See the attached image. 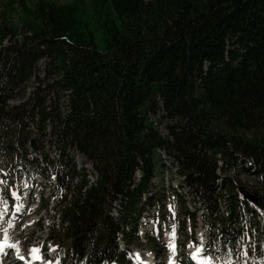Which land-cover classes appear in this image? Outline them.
Masks as SVG:
<instances>
[{"label":"trees","instance_id":"obj_1","mask_svg":"<svg viewBox=\"0 0 264 264\" xmlns=\"http://www.w3.org/2000/svg\"><path fill=\"white\" fill-rule=\"evenodd\" d=\"M42 60L52 84L8 110ZM56 89L70 92L67 116L51 96ZM35 117L42 137L50 125V142L64 154L37 167L55 176L53 193L63 190L61 224L49 239L62 262L123 263L118 236L126 227L135 231L152 172L164 169L159 151L173 158L182 185L198 198L206 234L242 236L235 195L242 185L224 178L220 186L218 170L219 162L251 166L242 171L259 185L248 191L264 201V0L4 1L0 163L31 170L25 152L31 133L16 126ZM158 117L174 123L168 137L151 120ZM69 148L93 164V184L68 160ZM225 191L226 220L219 214ZM119 202L116 222L111 213Z\"/></svg>","mask_w":264,"mask_h":264},{"label":"rangeland","instance_id":"obj_2","mask_svg":"<svg viewBox=\"0 0 264 264\" xmlns=\"http://www.w3.org/2000/svg\"><path fill=\"white\" fill-rule=\"evenodd\" d=\"M4 1L6 0H0V7ZM50 1H55L59 4H67L72 2L73 0ZM13 16L15 20L18 21V19L20 18V9L14 11ZM22 36H20V38H22ZM27 36H30V34H27ZM99 43H101V40H99ZM7 45L9 44H6L5 46ZM47 61L39 62L36 69V72L39 76L37 77V81L34 82L31 78L28 85V91L23 94L17 95L13 99L14 101L12 103H9L10 108L25 104L30 96L35 92V88L37 86L36 83L40 81V78L47 79ZM43 71L46 72L42 73ZM51 96L53 99H56L59 102L61 112H63V114L67 116L69 106V102L66 101L67 93L56 89L55 91H53ZM151 120L155 124L160 134L164 137H168L169 133L167 128L169 125H172L174 123L168 121L167 119H162L161 117H158L156 119L151 118ZM31 128L34 127L31 126L26 130L29 131L31 130ZM49 130L50 129L48 127L45 133L46 137H43L40 140V143H37V145L40 149H44V153L47 156H51V158L53 159L59 156L56 152V145L50 142L52 138L50 137V135L47 136ZM30 133L32 134L33 138H35L36 133ZM32 151L33 146H31L29 142V145L25 146V152L28 154V156L34 157L35 153H33ZM70 154L71 157L69 159L73 162V164H75L76 170L80 171L82 169H85L87 171V174H89V180L91 182H94L96 180L95 170L88 162L87 158L77 150H71ZM159 154L163 161L164 169L160 170L158 168H155L152 172L146 196L147 200L151 202V204L148 205L150 208L149 213L144 219H142L141 225L138 229V234L132 235V242L130 239V242L132 244L129 248L127 247L126 250L129 252L131 251L132 253L135 252V250L148 252L156 257L157 263L168 264L167 262L170 257L168 245L170 243L169 240H171V236L169 234L172 231L173 225H175V244L178 246L179 256H181L183 260H185L186 255L190 251L188 245L190 243L200 241L201 237H203V242H208L211 244V246H208L209 252L211 253L214 243L209 238L205 239L203 236L205 234L202 229V216L198 214L196 217L192 218L186 215V211L191 214L195 212L197 213L199 211L198 198L194 197V195H192V192L188 191L186 187H181L182 179L178 174V166L173 158L166 154L164 151H159ZM28 156L27 158L29 159ZM38 161L39 163H41L40 159ZM21 169L22 170L13 172L11 174V177H9V179L7 180V189L4 190V194L7 192L10 193L11 191H15L19 195L20 200L17 201L15 198V201L7 200L9 204V212L6 214L4 220L0 221V228L7 227V221L14 217L15 226L9 229L11 242H18L19 248L25 250L26 252L30 251V249H32L33 247L44 249L45 251H47L48 256V258H44V260L52 261V264H56V256L54 251L55 249L50 245L48 246L46 241L48 235L50 234V230H52L55 225L59 224L55 208L57 206V200L62 195V192H59V194L53 192L51 193L50 187L52 186L53 181L51 180V177L46 175L47 172L45 173V175H40L37 174L36 171H26L22 167ZM218 174L220 176V179L223 181V178L226 174L221 164ZM226 177H229V179L234 178L232 173H227ZM140 179H142V175L138 172L135 180L139 181ZM238 181L241 182V185L246 186L247 188L252 186L256 187L257 185H259V182H257L258 180H254L246 174L239 176ZM227 195H229V193H227ZM24 196L31 197L32 199L31 202L29 200V204L25 212L22 213V217H20L19 213H21L22 210L20 212H15V204H26V200H23ZM225 203L222 202L224 212L226 211ZM119 204L116 205L117 211L118 209H120ZM117 211L113 213L115 216L118 215ZM247 218H245V221H247ZM151 219H153L154 224L158 226V233H153V237H151V233H149L148 231V228L150 227L149 222H151ZM260 226L261 230L259 228V235L253 233L248 238V241H246L245 239L243 242L232 245V247L234 248V252H230V260H232L231 264H260L259 255L263 254V251L259 249V246L262 247L264 244V223H261ZM131 231L132 229L129 230V232ZM2 237L3 233L0 232V239H2ZM243 243H245V246ZM227 247L231 248V246H228V244ZM223 248H226V244L220 243V246L216 248V250H214L216 254H213V252L211 253L212 255H214V258L219 255ZM244 251L248 252V256L246 258L241 254ZM226 254H228V252ZM53 255L55 256V258ZM39 264H41V262Z\"/></svg>","mask_w":264,"mask_h":264},{"label":"snow or ice","instance_id":"obj_3","mask_svg":"<svg viewBox=\"0 0 264 264\" xmlns=\"http://www.w3.org/2000/svg\"><path fill=\"white\" fill-rule=\"evenodd\" d=\"M0 183H5L4 181H0ZM11 197H14L17 201L20 200L19 195L17 194V192L15 191H11L10 192ZM255 207V206H253ZM22 208V205L17 203L15 204V212H20ZM9 212V204L8 201L5 200L2 196H0V221H3L6 214ZM14 225V217L12 219H9L7 221V227L4 228H0V232L3 233V237L2 239H0V254H4L7 255L6 250L7 249H13L15 250L17 259L20 261H24L26 260V257L23 255H20V249L18 246V242L17 243H13L11 242L10 236H9V229L13 228ZM171 236V240L172 242L169 243L168 247L171 249V251L173 253H175L176 251V244H175V240H176V227L175 225H173L172 227V231L169 234ZM189 248H195L194 251H192L190 253V258L193 261H197V264H213V260L210 256H206V255H202V253H204L205 251V245L203 243V237L200 238L199 243H190L188 245ZM243 257H247L248 256V252L244 251L241 253ZM135 258L137 260H140V255L139 253L134 254ZM150 255V253H149ZM30 256H31V260L32 261H39L41 262V264H52V261H45L44 257L41 253V249L39 247H33L32 249H30ZM58 264V262H57ZM143 264V262H142ZM169 264H175L174 260H169Z\"/></svg>","mask_w":264,"mask_h":264},{"label":"water","instance_id":"obj_4","mask_svg":"<svg viewBox=\"0 0 264 264\" xmlns=\"http://www.w3.org/2000/svg\"><path fill=\"white\" fill-rule=\"evenodd\" d=\"M32 142H33V146L35 147V141L33 140ZM239 192L243 194L246 200H248L250 203H253L260 209L264 208V201L261 198L248 193L244 188H241Z\"/></svg>","mask_w":264,"mask_h":264},{"label":"bare ground","instance_id":"obj_5","mask_svg":"<svg viewBox=\"0 0 264 264\" xmlns=\"http://www.w3.org/2000/svg\"><path fill=\"white\" fill-rule=\"evenodd\" d=\"M25 212V211H24ZM17 263H20V262H15L14 264H17Z\"/></svg>","mask_w":264,"mask_h":264}]
</instances>
